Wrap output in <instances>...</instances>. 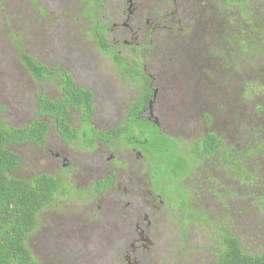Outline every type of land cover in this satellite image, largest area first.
<instances>
[{
    "label": "rangeland",
    "instance_id": "374dc122",
    "mask_svg": "<svg viewBox=\"0 0 264 264\" xmlns=\"http://www.w3.org/2000/svg\"><path fill=\"white\" fill-rule=\"evenodd\" d=\"M251 3L256 9L261 7L259 0ZM89 17L83 0H0V109L4 108L0 112V120L4 124L19 128L33 120L39 91L52 99L59 97L53 84L40 85L29 76L19 61V46L24 53L48 68L62 65L73 74L78 87L92 89L99 116L108 117L111 109L125 110L138 95L121 79L110 57L97 55L88 43ZM161 52L160 47L147 65L160 64L162 59L157 58V54ZM180 58L179 54L175 56L171 64L174 68L181 67ZM192 60L191 68L186 71L189 86L185 89V97L190 100V106L197 103L195 98L203 101V111L210 112L214 118L208 130H212L229 151L263 150L244 158L241 168L245 176L237 165H225L223 155L219 153L201 162L199 173L191 182H185L190 196L188 206L195 218L190 224L185 223L184 229L180 222L170 220L169 214L187 203V195L182 187L168 186L163 196L166 203L175 206L169 204L162 210V220L166 222L160 227V239L157 238L158 231L154 241V246L158 248L157 259L164 260L166 256L165 264L178 259L175 255L184 242L179 231L185 232L187 242L183 255L189 258V253L193 252L197 261L193 264H211L214 261L212 257L216 251L213 248L217 250L215 235L223 229L240 239L243 253L257 255L264 251V214L257 206V198L264 194V115L256 112V108L264 107V98L257 92L264 86V59L259 66L256 61L249 71L243 70V65L235 70L230 67V62L221 66L218 56L207 59L209 63L201 59L198 67L194 65L198 54ZM168 64L166 61L165 68ZM244 90L246 94H252L249 100L245 99L246 103L240 101V98L244 99ZM160 91L165 92L163 89ZM192 113L196 117H188L182 127L184 135H192L198 125H202V129L204 127V121L196 120L199 106ZM71 117L72 124L77 125L73 120L78 115L75 113ZM127 121L134 127V131L129 133L144 130L150 145L158 140L153 125L144 120L136 121L133 115ZM114 124L111 123V126ZM257 125L261 126L256 130ZM255 131L259 136H252ZM50 137L51 134L47 142H50ZM186 141L190 143V140ZM8 149L21 161L20 168L14 173L15 178L29 179L37 173L36 157L40 152L32 144ZM189 154L191 150L177 155V159L184 157L188 164ZM172 158L174 160V156ZM239 161L242 162L243 158L239 157ZM171 165L176 170L179 162H171ZM202 167L205 168L202 170ZM186 168L184 166L183 174L188 173ZM246 176L251 180L247 181ZM98 206L99 202L94 201L89 207L90 214L95 218L89 221L88 229L83 220L86 221L85 216L89 212L81 213V204L72 200L53 202L38 215L39 224L27 237L31 253L42 264H108ZM174 216L182 222L180 215Z\"/></svg>",
    "mask_w": 264,
    "mask_h": 264
},
{
    "label": "flooded vegetation",
    "instance_id": "af4514ba",
    "mask_svg": "<svg viewBox=\"0 0 264 264\" xmlns=\"http://www.w3.org/2000/svg\"><path fill=\"white\" fill-rule=\"evenodd\" d=\"M83 2L85 12L87 11L91 16L87 20L88 43L93 46L97 55L110 57L113 68L121 79L129 84L130 90H136L138 95L125 110L111 109L109 116L103 117L99 116V111L96 109L94 91L88 89L94 97V114L90 126L93 128L92 131L103 135L100 139L90 141L92 136L90 132L85 139L86 131L78 117L73 120L77 125L72 124L71 115L75 113L79 115L77 112H70L68 117V124L78 132L77 141L73 143L64 141L55 130L54 124L50 123V119L46 116L42 117V120L48 124L49 130L44 145L34 146L40 152L36 157L37 173L34 176L45 175L55 181L52 201L46 207L55 201L78 202L83 207L81 213L89 212V215L85 216L86 221L83 220L88 229L89 221L95 218L90 214L89 207L94 201L99 202L97 210L101 218L100 228L104 235L100 233L105 239L104 247L108 255L106 258L108 264H165L166 256L164 260L157 259L158 248L154 246V241L158 231L160 232L157 238L160 239L162 235L160 227L166 222L162 220V210L166 205L174 204L166 203L163 195L172 184L182 187V191L187 195V203L171 210L169 214V219L180 222L181 228L184 229L185 223L190 224L195 218L188 206L190 196L185 182L186 180L191 182L199 173V164L208 160L213 154L197 161L190 160L186 168L188 173L185 172L184 177L176 182L173 181L172 177L175 173L156 167V161L149 159L148 156L152 152L149 149L150 142L146 132L144 130L128 132L134 131V127L128 125L127 119L133 115L138 121L136 117L141 115L147 105L138 116L135 112H129L130 106L139 100L144 88L150 89L148 102L152 101L151 121H144L157 128L156 133L170 143L169 150L174 154L181 155L185 151H192V148L208 134L219 138L212 130H208L214 118L210 112L203 111V101L195 98L194 101L197 103L190 106V100L185 97V89L189 86L186 71L191 68L192 58L196 54H198V60L194 62L196 67L201 59L204 58L209 63V58L213 56L220 57L221 66H226L221 56L228 55L229 44H226L224 37L231 39L236 31L244 36L246 32L249 33L247 24L241 15H237L235 7L238 5L233 0L211 2L83 0ZM98 39L105 41L103 48L97 42ZM160 47L162 52L157 54V58L161 57V63L155 61V64L147 65ZM177 54L181 57V67L174 68L171 64ZM166 61L169 64L165 68ZM226 61L227 64L230 62L228 57ZM117 62L119 63L116 64ZM59 67L73 76L62 65ZM210 71L215 73L214 70ZM193 80L197 85L199 84V81ZM40 85L47 86L48 83ZM160 89L165 92H161ZM42 95L46 96L44 93ZM178 95L181 96L178 98ZM193 105L197 106L193 107ZM198 106L200 113L197 114L196 120L203 122L204 117L208 116L209 124L204 121L203 129L202 125H198L194 128V131H197H193L192 135H184L182 127L189 116L196 117L192 112H195ZM153 121H156V124ZM113 122L115 124L111 126ZM175 128L179 129L175 130ZM112 130L118 131L111 132ZM49 134H51L50 142H47ZM106 134L107 137L104 136ZM186 140H190V143ZM203 168L205 167H202V170ZM175 188H173L174 192ZM186 205L187 207L184 208ZM174 214L180 215L182 222L177 220ZM179 233L184 239L182 248L175 255L178 259L169 261L168 264L196 263L193 252L189 253V258L183 255L187 242L185 232L179 231ZM213 249L216 253L212 257L214 261L211 264L217 260L219 246L217 245V250Z\"/></svg>",
    "mask_w": 264,
    "mask_h": 264
},
{
    "label": "trees",
    "instance_id": "16d2710c",
    "mask_svg": "<svg viewBox=\"0 0 264 264\" xmlns=\"http://www.w3.org/2000/svg\"><path fill=\"white\" fill-rule=\"evenodd\" d=\"M233 1L237 3L238 7H235V11L245 20L249 33L246 32L242 36L236 31L231 39L224 37L226 44H229L228 55H222L221 58L227 64L228 57L230 66L235 70H239V66L243 65L241 68L249 71L254 68L256 61L259 62V66L261 59H264V0H259L261 6L259 9H256V6L251 3L255 0ZM97 42L102 48L104 47L105 41L98 39ZM16 45H19V41L16 42ZM18 57L29 76L39 84H53L58 90L59 97L51 100L42 95V91H39L35 118L23 127L14 128L0 120V264H41L31 253L27 245V237L37 228L40 211L52 201L55 181L45 175H36L30 180L15 178L14 172L20 168L21 161L18 155L8 148L28 143L35 147L43 146L49 130L48 124L42 120L44 116L50 119V123L54 124L55 130L64 141L68 143L77 141V129L68 124L70 112L79 113L78 118L86 131L85 139L89 136L88 132L92 135L90 141L103 138V135L92 131L93 128L90 126L94 114V97L90 90L76 86L73 76L59 65L48 68L24 53L20 46ZM238 62H242V64L239 65ZM260 88L257 90L258 95L264 98V86ZM150 94V89L144 88L139 100L131 104L129 112H135L138 116L140 111L146 107ZM242 95L244 99L240 98V101L246 103L245 99L249 100L252 94H246V90H244ZM3 110L4 108H1L0 112ZM256 112L264 115V107L256 108ZM136 119L141 121L139 117ZM204 121L209 124L208 116L204 117ZM260 126L257 125L256 130ZM117 131L112 130L111 132ZM156 135L158 140L149 146L152 153L148 157L150 160L156 161V167L175 173L172 177L175 182L184 177L183 168L189 166L190 160L197 161L214 153L222 154V161L225 165H237L240 168V173L243 174L244 170L241 166L244 158L263 150L261 148L250 149L251 152L250 150L246 151L249 154L229 151L220 138L208 134L192 148V155L189 154L187 164L184 157L180 160L177 159V155H179L177 152L172 155V150H169L170 144H166L168 141L165 138L157 133ZM104 136L107 137L108 134ZM252 136H259V134L255 131ZM172 156H174V160ZM239 157L243 158L242 162L239 161ZM171 162H179L176 170L173 169ZM243 175L245 176V174ZM246 180L251 179L246 176ZM257 206L264 214V194L257 198ZM215 236L219 250L214 264H264V251L257 255L243 253L240 239L224 229L218 231Z\"/></svg>",
    "mask_w": 264,
    "mask_h": 264
},
{
    "label": "water",
    "instance_id": "95a60500",
    "mask_svg": "<svg viewBox=\"0 0 264 264\" xmlns=\"http://www.w3.org/2000/svg\"><path fill=\"white\" fill-rule=\"evenodd\" d=\"M151 104H152V101H149L146 109L141 113L139 118L146 120V121H151ZM153 123L156 124V121H153Z\"/></svg>",
    "mask_w": 264,
    "mask_h": 264
}]
</instances>
